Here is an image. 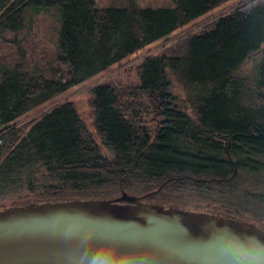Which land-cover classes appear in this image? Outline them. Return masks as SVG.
Here are the masks:
<instances>
[{
  "label": "trees",
  "instance_id": "trees-1",
  "mask_svg": "<svg viewBox=\"0 0 264 264\" xmlns=\"http://www.w3.org/2000/svg\"><path fill=\"white\" fill-rule=\"evenodd\" d=\"M175 1L144 8L136 0L124 7L0 0V200L19 199L12 206L127 192L264 229V49L253 71L244 68L264 47V0L243 1L145 56L137 83L110 79L91 87L97 132L112 156L102 152L73 100L10 142L25 113L228 0ZM45 15L55 25L52 54L28 57L23 46L36 43L35 23ZM5 41L17 47L10 56L1 54Z\"/></svg>",
  "mask_w": 264,
  "mask_h": 264
},
{
  "label": "water",
  "instance_id": "water-1",
  "mask_svg": "<svg viewBox=\"0 0 264 264\" xmlns=\"http://www.w3.org/2000/svg\"><path fill=\"white\" fill-rule=\"evenodd\" d=\"M0 264H264V229L127 192L31 202L0 208Z\"/></svg>",
  "mask_w": 264,
  "mask_h": 264
},
{
  "label": "rangeland",
  "instance_id": "rangeland-1",
  "mask_svg": "<svg viewBox=\"0 0 264 264\" xmlns=\"http://www.w3.org/2000/svg\"><path fill=\"white\" fill-rule=\"evenodd\" d=\"M137 4L141 7H174L176 4L175 0H136ZM246 0H228L216 8L210 10L206 14L194 19L190 23L185 26L177 29L172 34L164 39H160L155 41L154 43L144 47L133 55L127 57L126 59L112 65L109 69L98 73L94 77L78 84L67 91L55 96L50 101L30 110L29 112L22 115L15 127L17 128V132L10 141L11 144L16 143L19 139L27 132L29 127L33 124L35 120L41 117L44 113L48 112L55 105L60 104L67 100H73L78 109L79 115L85 121L89 131L94 136V138L98 141L101 146L102 152L106 156H112V152L110 149L106 148V146L102 143V140L97 132V128L95 125V110L91 104L92 94L90 89L93 85L100 83L106 80H115L126 83H137V72L136 66L141 62V60L150 54L158 53L161 50L175 44L179 43L181 39L186 37L189 33L200 31L203 26H205L210 21L216 19L217 17L228 13L231 9L236 7L239 3ZM129 0H97V4L99 7H124L128 4ZM53 18L51 16H41L37 18L35 23V27L33 30V36L35 37L36 43H29L28 45L23 46L24 49L28 52V57L32 56L35 53V57H50L52 54V50L54 48V39H55V25L53 24ZM17 50V47L13 48L12 44L9 42L3 43V49L1 50V54L3 56H10L13 51ZM45 54V55H44ZM262 57L261 52H257L253 54L248 61L246 62L244 68L246 71H253L257 63L260 61ZM49 60V58H47ZM173 92L178 96V99L183 101L185 104L186 93L182 89V87L174 81ZM150 118V117H149ZM31 196L26 197L24 199H29ZM19 200V199H14ZM12 198L0 200V205H10L13 201Z\"/></svg>",
  "mask_w": 264,
  "mask_h": 264
},
{
  "label": "built area",
  "instance_id": "built-area-1",
  "mask_svg": "<svg viewBox=\"0 0 264 264\" xmlns=\"http://www.w3.org/2000/svg\"><path fill=\"white\" fill-rule=\"evenodd\" d=\"M2 140L0 139V142H1Z\"/></svg>",
  "mask_w": 264,
  "mask_h": 264
}]
</instances>
